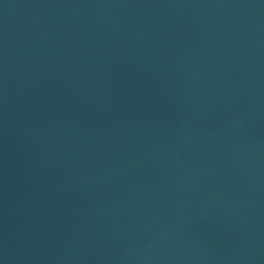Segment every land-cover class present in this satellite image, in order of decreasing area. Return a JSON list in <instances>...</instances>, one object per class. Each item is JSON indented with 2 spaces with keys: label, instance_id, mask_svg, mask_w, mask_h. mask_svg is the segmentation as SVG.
<instances>
[{
  "label": "water",
  "instance_id": "obj_1",
  "mask_svg": "<svg viewBox=\"0 0 264 264\" xmlns=\"http://www.w3.org/2000/svg\"><path fill=\"white\" fill-rule=\"evenodd\" d=\"M0 264H264V0H0Z\"/></svg>",
  "mask_w": 264,
  "mask_h": 264
}]
</instances>
